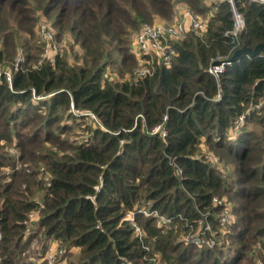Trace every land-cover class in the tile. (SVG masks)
<instances>
[{"label": "trees", "instance_id": "trees-1", "mask_svg": "<svg viewBox=\"0 0 264 264\" xmlns=\"http://www.w3.org/2000/svg\"><path fill=\"white\" fill-rule=\"evenodd\" d=\"M186 7L205 15V28L184 31L169 66L155 64L135 79L130 33L156 18L171 24ZM235 8L244 21L236 37L228 3L216 0H0V167L11 163V172L0 174V264L19 263V246L36 232L78 247L75 264H123L121 257L133 264H151V257L264 264V134L248 130L264 128V55L239 56L218 79L207 72L235 50L264 43V5L236 0ZM51 14L55 39L78 46L75 60L66 46L42 57L37 22ZM69 118L83 132L65 150L55 135L65 134ZM60 120L62 130L52 129ZM44 142L58 149L38 158L45 180L33 152L40 143L46 151ZM8 146L21 150V166ZM203 147L232 174L211 166ZM230 192L239 199L236 220L220 236L215 215L224 206L212 201ZM205 209L211 231L203 243L213 238L216 245L184 243ZM142 210H157L174 225L159 226ZM34 211L35 233L26 234Z\"/></svg>", "mask_w": 264, "mask_h": 264}, {"label": "built area", "instance_id": "built-area-1", "mask_svg": "<svg viewBox=\"0 0 264 264\" xmlns=\"http://www.w3.org/2000/svg\"><path fill=\"white\" fill-rule=\"evenodd\" d=\"M217 2H226L228 3L233 19V29L231 31V35L236 37L237 34L241 31L244 21L243 16L239 13L235 8L236 0H216ZM249 2L257 3L260 5H264V0H246ZM205 28V21L197 18L192 12L188 9H184L182 13L175 18L174 22L171 24H165L160 21H155L152 24L144 23L140 26L139 31L134 36L132 42L130 43V51L136 57L138 61V69L135 71V79L137 77H143L150 74L154 68V65H164L169 66L171 62V58L174 54V50L172 48V43L175 40H178L182 37L184 31L186 30H203ZM37 35L40 40L48 43V47H44L43 53L44 56H48L52 59L55 55H52V52L56 49L57 43L54 40V34L51 31L50 24L47 21L40 20L37 26ZM133 36V34H132ZM131 36V38H132ZM259 55H264V53H259ZM43 56V57H44ZM46 58V57H45ZM227 59H221L216 61H221L222 63L216 66H212V64L207 68V72L215 79H218L219 75L224 71L225 66L228 63L223 62ZM2 73L0 71V77ZM5 79L10 84L11 75L5 72ZM75 114L76 111L72 110ZM91 119L93 116L91 114H87ZM243 116L239 117V121L243 122ZM214 199V198H213ZM219 202V201H218ZM146 216L153 215L156 218L157 225L159 226H171L174 225L172 223L171 217H167L165 215H154L153 211L142 210ZM37 211H34L29 214L28 219L24 221L26 225V234H33V220L36 218ZM133 213H129L126 215V219H132ZM202 218V220H201ZM197 224V231L192 233L191 236L184 237V242L189 244H194L197 247L202 245H206L208 247H214L216 245L213 238H208L203 243V235L205 232H210V224L207 221V216H202ZM219 222V221H218ZM228 222L227 216L222 218V221L219 222L220 225L226 224ZM172 223V224H171ZM58 252H63L62 249H56ZM48 256H46L47 258ZM157 258V257H155ZM151 257V264H158L156 259ZM123 264H131L126 261L123 257L120 258ZM260 264V263H259Z\"/></svg>", "mask_w": 264, "mask_h": 264}, {"label": "rangeland", "instance_id": "rangeland-1", "mask_svg": "<svg viewBox=\"0 0 264 264\" xmlns=\"http://www.w3.org/2000/svg\"><path fill=\"white\" fill-rule=\"evenodd\" d=\"M205 5L207 6L208 3H206ZM185 9H187V7ZM188 10L194 12L195 14L194 13H192V14H194L197 18L199 17L203 20V18H204L203 16H205V15L201 16V14L196 13L192 9H188ZM183 11H184V8H182L177 13V15L179 16L180 13H182ZM53 16L54 15L51 14L50 16H47L45 18L41 17L40 20L47 21L50 24L51 31L53 32V34H55L56 29L51 25V21H52ZM178 16H176V18H178ZM155 20L160 21L157 18ZM160 22L164 23L163 21H160ZM138 31L139 30H135L134 32L130 33L129 37H130L131 42H132L134 36L136 35V33ZM132 34H133V36H132ZM131 36H132V38H131ZM35 37L38 39V42L40 41L41 43H43V49H44V47H48V43L40 40V38L37 35V32H35ZM54 40L56 41L57 46H56V49L52 52V55L57 54V53L63 54V49L66 46L69 48V51L67 52L68 58L75 60L74 56L79 52V49H78V46L73 45L70 42L69 37L63 36L62 38L57 37V39H55V37H54ZM17 52H18L17 53V60H21L23 58L22 57V51L18 50ZM43 56H44V53L42 51V57ZM44 57L51 59L48 56H44ZM16 63H18V62L16 61ZM117 64L119 65V63H117ZM138 64L139 63L137 61V65ZM16 65H14L13 70L16 68ZM119 66H121V65H119ZM119 66H110V71L112 70V71L116 72ZM11 72H12V70H7V73L11 74ZM106 74L108 75V71ZM260 105L261 104L259 103L256 106V109L258 111H260V109H261ZM61 120L58 121L57 123H53V127H51V128L56 129V126H58L59 130H62L61 129L62 128ZM65 120H67V124H71V125H69V127H67L65 134L62 135L61 137H59L58 134L55 135V139H57L58 144L62 147V149L64 148L65 150H68V149H66L67 146H69V144L72 143L75 138L77 139V136L79 134H81L83 131L81 130L82 125L76 124L74 118H71V119L69 118V119H65ZM84 122L89 123L90 119L88 118ZM248 130H250L251 132H254L256 135H260L262 133L264 134V128L254 126L253 124H248ZM42 135H44V133H41V136ZM14 138H15V140H13V141H16L17 140L16 136ZM43 145L47 148L46 151L41 149L42 143H40L37 146V150H34L33 152L35 153V156H37V159L34 158V161L37 162V164L40 166L39 167V175L42 179L45 180L48 172L44 169V167H45L44 163L39 162L38 158L43 156L44 154H46L47 151H50V150L55 151L58 149H55V147H52L47 142H44ZM7 148L6 149L8 152H6V153L11 154L16 158V163H15V165H17L16 167L21 166L19 163V160H18V157H19L21 150H19L17 147L8 146ZM2 152H3V149L0 148V153H2ZM202 152L205 154V157L208 159L211 166H213L214 168L219 169V170H224L225 172H228L229 174L230 173L232 174L233 167H229L225 163H221L219 157L217 155H215L213 152L209 151L205 147L202 148ZM3 154H5V152ZM23 154H25L24 151H23ZM5 156H6V154H5ZM26 158H28L27 155H26ZM31 160H33V159H31ZM4 162H5L4 165L0 167V174H3V175H4V173L7 174V173L11 172V169H10L11 163L8 162V158ZM238 186H240V185H238ZM237 201H239V199H237L235 196H233L232 192L227 193V194L222 195V196H218V197L214 198L212 201L213 204L217 202L218 205L224 206L222 208V210L215 215L216 220L220 222V221H222V218L226 217V216H227V220H228V222L226 224H223V225H220L218 223L217 232L220 234V236H222V234H224L223 228L225 226H226L225 228H227L228 225H230L233 221L236 220L235 213L233 212V208H234L235 204L237 203ZM154 211H155L154 212L155 216L159 214V212L157 210H154ZM209 211H210L209 209H205V213H202L203 216H207V221L209 220V217H208ZM143 216H146V215L143 213ZM150 216H153V215H150ZM201 217H202V215H201ZM133 218H134V215L132 216V219ZM155 220H156V218H155ZM201 220H202V218H201ZM132 221L133 220H131V222ZM156 223H158V221ZM132 225L134 226V231H135L136 235L138 237H141L142 233H143L142 229L139 226H137V224H135V223H133ZM33 231H35V229H33ZM29 238L27 239L25 244H23V241H22L21 245L19 246L18 252H21V253L19 254V263H17V264H75L76 260L78 259V254L80 252L78 247L73 246V247L67 248L66 246H61L55 239L46 238L42 234H40L39 232H36L35 235H33L30 239ZM217 238H218V236H217ZM179 239H180V237H179ZM192 245H194V244H192ZM194 246H196V245H194ZM56 249H62L63 252H58V251H56ZM46 256H48V257L46 258ZM153 258H155V257H153ZM155 259H156V262L158 264H163V263H161V261H159L158 258H155ZM125 260L130 262L131 264H133L131 261H129L127 259H125ZM149 261H151V260L149 259ZM259 263L263 264L260 260H256L254 264H259Z\"/></svg>", "mask_w": 264, "mask_h": 264}, {"label": "water", "instance_id": "water-1", "mask_svg": "<svg viewBox=\"0 0 264 264\" xmlns=\"http://www.w3.org/2000/svg\"><path fill=\"white\" fill-rule=\"evenodd\" d=\"M259 53H264V43H260L257 44L252 50L246 47H241L237 50L234 51V53L232 54V56L230 58H228L227 60H224L223 62L231 64L232 62H234L239 56L243 55V54H247L249 56H256ZM221 61H214L212 63V66H216L221 64Z\"/></svg>", "mask_w": 264, "mask_h": 264}]
</instances>
